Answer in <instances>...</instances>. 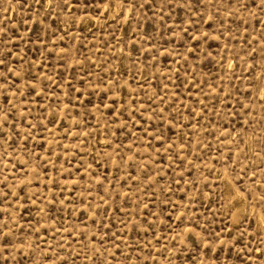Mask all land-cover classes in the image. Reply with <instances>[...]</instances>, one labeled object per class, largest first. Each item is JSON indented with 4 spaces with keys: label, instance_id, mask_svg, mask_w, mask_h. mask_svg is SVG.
<instances>
[{
    "label": "rangeland",
    "instance_id": "obj_1",
    "mask_svg": "<svg viewBox=\"0 0 264 264\" xmlns=\"http://www.w3.org/2000/svg\"><path fill=\"white\" fill-rule=\"evenodd\" d=\"M0 264H264V0H0Z\"/></svg>",
    "mask_w": 264,
    "mask_h": 264
}]
</instances>
